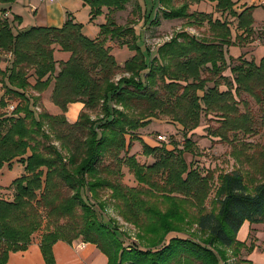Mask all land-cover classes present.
Segmentation results:
<instances>
[{"label": "trees", "instance_id": "1", "mask_svg": "<svg viewBox=\"0 0 264 264\" xmlns=\"http://www.w3.org/2000/svg\"><path fill=\"white\" fill-rule=\"evenodd\" d=\"M131 1L144 9L148 22L159 24L155 16L160 11L165 19L207 25L210 35L180 31L152 55L134 25L114 19ZM143 1L144 8L139 0H83L91 21L105 18L95 37L85 34L71 13L60 27L30 26L16 32L8 18H0V49L11 54L5 68L0 66V172L14 164L24 168L8 186L13 198H0V264L10 252L24 251L35 241H40L47 264H54L53 245L59 240L92 242L108 256V264H233L229 251L233 257L243 247L253 251L238 239V232L245 222L264 223V171L253 188L239 170L220 173L217 210L206 211L212 176L203 175L185 151L193 148L188 134L200 127L203 117L219 121L214 136L227 139L230 131L252 132L254 114L239 109L241 103L247 105L244 94L264 110V55L259 61L249 59L246 48L257 38L264 45V32H258L264 26H254L256 5ZM202 2L223 16L198 8ZM193 4L197 7L190 11ZM113 44L126 45L133 54L121 63ZM56 46L70 53L67 60L55 59ZM229 47H238L241 54L227 56ZM49 87L59 114L42 104L41 94ZM75 102L84 106L70 121L66 112ZM158 115L182 126L185 146L143 142V153L154 158L144 164L129 150L141 139L139 128ZM123 165L137 186L123 183ZM105 189L119 201V213L139 229L138 240L126 244L110 221L98 218L91 200L103 208L99 192ZM148 193H158L169 206L162 210L143 196ZM186 203L198 209L195 216ZM194 223L196 231L188 230Z\"/></svg>", "mask_w": 264, "mask_h": 264}, {"label": "rangeland", "instance_id": "2", "mask_svg": "<svg viewBox=\"0 0 264 264\" xmlns=\"http://www.w3.org/2000/svg\"><path fill=\"white\" fill-rule=\"evenodd\" d=\"M26 0H20V7L22 9V15L25 17V24H35L36 19L34 14L27 7ZM47 1V0H46ZM44 1V2H46ZM52 2H58L60 8H54L52 10L53 14L56 11H61L60 13L67 18V13L75 15V19L83 24V31L90 37H95L99 32V23L104 21V15H99L96 17L95 22H91V18L88 13V6L84 9L83 0H49ZM144 8V1L139 0ZM240 2H248L249 5H254L252 0H238ZM238 3V5L243 6L244 4ZM176 4H180L179 1ZM152 6V4H151ZM197 6L195 4L189 8L193 10ZM201 9L214 12V17L223 16L221 12L214 10V6L208 2H202L198 5ZM150 8V7H149ZM108 9H105L107 12ZM142 10V11H141ZM144 9H139L135 7V1H131L127 4L126 9L116 11L114 13V19L118 24L121 25H134L136 34L142 36L141 44L144 43L150 48V53L155 55L157 48L164 42L170 40L175 34L180 31L186 30L191 34H195L198 37L209 36L210 31L207 25L203 26H189L186 23V19H165L162 13L159 11L157 16V9H153L151 18L155 16L159 19V24H155L152 21L148 22L143 15ZM40 12V11H39ZM33 14V15H32ZM226 16V15H225ZM224 16V17H225ZM253 17L256 22H262L264 20V7H255L253 10ZM21 18V17H20ZM104 18V19H103ZM231 20V17H228ZM23 22L22 19H20ZM237 21L232 23L233 27H236ZM263 26H260L261 28ZM264 28V27H263ZM258 32H264V30H259ZM258 36V33L255 35ZM113 53L117 60L121 63L126 61L132 54L133 51L126 45L120 46L118 44H113ZM248 50L247 58H255L257 61L264 55V45L261 39L257 38L254 42H250L246 45ZM239 49H233V47L228 48L227 56L237 57L240 55ZM221 89L225 86L221 85ZM243 98L247 101V105L244 103L239 105L240 111H246L249 109L255 116V125L252 132L245 133L243 131H230L228 133V138L224 139L220 136H214L213 131L218 129L220 125L219 121L216 119L209 121L207 117H203L200 127L193 130L188 135L194 141L193 148L191 150H186L188 161L192 160L193 165L198 168L203 175L212 176L211 179V189L209 196L205 200L204 206L206 211L217 210V204L215 203V194L218 175L224 172H232L234 170H239L243 173L245 182L250 188H253L262 178V170L264 171V110L261 106L256 103V101L247 94L243 95ZM37 112H40L37 110ZM210 126L209 128H207ZM137 134L141 139L134 140L131 143L129 150V155H135L138 161L144 164H150L154 161L152 156H147L143 153V142L150 143L151 145H166L168 148H184V131L182 126L178 123L172 121L170 117L166 115H158L153 117L150 122L139 128ZM165 136V140L159 139V136ZM129 137V136H128ZM24 168L21 164H14L12 167L5 166L0 172V198L12 199L13 190H11L9 184L18 177ZM123 170V183L129 186H137L134 174L129 170V167H122ZM160 181V178L158 179ZM100 200H102L105 205L103 208L97 205L93 199L91 202L94 203L95 208L98 211V218L102 221H107L111 226L117 228L125 237L126 244L134 239L138 240L139 229L131 222L127 221L120 213L119 201L115 200L111 196V191L109 189L101 190L99 192ZM87 196H91L87 194ZM145 198L150 199L153 204L159 206L162 210H165L169 204L167 201L163 200L158 193L151 194L148 193L143 195ZM119 204V205H118ZM185 209L189 212L191 216H195L198 213V209L190 206L186 203ZM196 224L188 225V230L196 231ZM193 231V232H194ZM241 235L244 232L248 233L247 239L244 241L247 246L254 247L252 252H249L247 248H242L240 254L233 257L232 253L229 251L231 257V263L233 264H250L248 260L252 259V264H264V223L254 224L250 227L249 232L247 229L241 230ZM188 234L187 232H184ZM181 233V234H184ZM239 238V235H238ZM11 253V252H10ZM10 256V254H9ZM7 258L3 264H34V259L29 257L26 258L23 263L19 258L20 256L12 255ZM55 260V258H54ZM55 264V262H54Z\"/></svg>", "mask_w": 264, "mask_h": 264}, {"label": "crops", "instance_id": "3", "mask_svg": "<svg viewBox=\"0 0 264 264\" xmlns=\"http://www.w3.org/2000/svg\"><path fill=\"white\" fill-rule=\"evenodd\" d=\"M26 0L27 7L35 19L37 20L35 24L26 25L24 22L25 17L22 15V9L20 7V0L14 1H1L0 0V18H8L9 21L13 24L14 31L21 28H28L30 26H54L60 27L65 22V16L61 14L59 11H56L55 15L53 14L52 10L54 8H60L58 2H52L47 0ZM238 1V0H235ZM256 7H264L262 4V0H252ZM64 2V0H62ZM240 2V1H239ZM242 4L249 5L248 2H240ZM85 8L88 5L84 4ZM197 6V5H196ZM89 10L88 13L90 14V7L88 6ZM200 8V7H198ZM195 9V8H194ZM40 11V12H39ZM15 16H20L23 22L14 20ZM75 18V15H73ZM91 18V15H89ZM104 19V18H103ZM76 20V19H75ZM96 19L92 20L91 22H95ZM77 21V20H76ZM100 24V23H99ZM255 27L264 26V20L262 22H254ZM233 49H238V47H233ZM70 56V53L67 51H63L60 49L59 46H56L54 51V57L57 61H64L67 60ZM11 54L6 53L0 49V66L1 68H5L7 62H10ZM32 81H34L32 79ZM52 87L47 88L45 91L42 92V104L43 106L52 114H59L61 113V109L55 105L51 99ZM3 94V90L1 89L0 83V97ZM38 94V93H36ZM84 104L81 102L71 103L69 105L68 111L66 112V116L70 121H75L79 115V112L82 110ZM254 224H250L249 222H245L240 231L238 232L239 240L245 241L248 237V233L244 232L241 235V230L247 229L249 232L250 227ZM53 254L55 258V264H108L109 258L108 256L94 243L92 242H85L82 239H77L72 242H67L64 240H59L53 245ZM20 256L22 260L21 263L29 257L34 259V264H47L44 256L42 254L40 248V241L32 242L28 248L24 251H16L11 252L10 256ZM254 258H251V260ZM253 261V260H252ZM29 264L30 261H29Z\"/></svg>", "mask_w": 264, "mask_h": 264}, {"label": "built area", "instance_id": "4", "mask_svg": "<svg viewBox=\"0 0 264 264\" xmlns=\"http://www.w3.org/2000/svg\"><path fill=\"white\" fill-rule=\"evenodd\" d=\"M262 4H264V0H262ZM11 108L13 109L14 107L12 106ZM159 139H161V140H165L166 138H165V136L160 135V136H159Z\"/></svg>", "mask_w": 264, "mask_h": 264}]
</instances>
